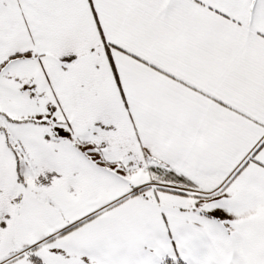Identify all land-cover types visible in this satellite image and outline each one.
<instances>
[{
  "label": "snow or ice",
  "instance_id": "1",
  "mask_svg": "<svg viewBox=\"0 0 264 264\" xmlns=\"http://www.w3.org/2000/svg\"><path fill=\"white\" fill-rule=\"evenodd\" d=\"M0 264H264V0H0Z\"/></svg>",
  "mask_w": 264,
  "mask_h": 264
}]
</instances>
